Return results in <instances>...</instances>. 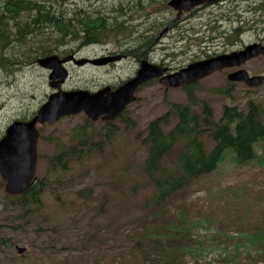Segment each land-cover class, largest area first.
<instances>
[{"label": "rangeland", "instance_id": "1", "mask_svg": "<svg viewBox=\"0 0 264 264\" xmlns=\"http://www.w3.org/2000/svg\"><path fill=\"white\" fill-rule=\"evenodd\" d=\"M68 1L79 5L78 9L98 10L109 24L117 25L106 40L117 39L129 32L134 23H139L136 20L144 19L149 30L164 35L165 47L177 48L178 53L173 54L172 49L169 58L175 68L214 52L240 49L242 39L248 44L264 37V0L229 1L233 9H242V22L224 5L207 6L184 19L183 15L178 29L169 33L164 27L176 21L177 15L169 0H148L145 9H136L137 0ZM88 14L87 17H93L88 22L96 20V15ZM223 15L229 16L225 19ZM238 27H243L241 34L236 30ZM56 38L51 33L39 35L35 44L30 41L27 47L18 46L19 53L28 58L33 49L43 56L52 50ZM79 42L70 37L64 47L70 48V53L76 50L80 59L96 57L114 48L112 43L108 47L99 44L77 48ZM134 66L135 63H124L108 69L72 63L71 75L63 87L97 89L100 83L119 84ZM243 67L257 73L264 70V59L258 56ZM227 71L215 72L198 81L197 97L214 108L215 119L221 117L226 105L246 109L252 100L262 105L264 122V83L258 87L243 82L231 85L227 82ZM49 73L38 61L22 64L13 87L0 84V115H11L8 106L13 103L16 115L40 107L53 91ZM187 90L167 88L160 80L153 79L127 106L126 121L116 118L108 124L93 121L81 112L46 123L40 129L36 175L47 184L42 207L34 213L18 207L19 201L6 196L0 175V264H133L134 235L139 233L145 218L152 219L146 224L152 227L155 217L162 214L164 224L181 228L175 232L186 234L182 229L187 228L189 237L203 251L201 256L176 259L180 264H264V247L256 241L259 235L264 236V142L256 145V156L246 163L237 162L229 151L216 170L172 196L168 211L165 212L167 207L154 203L156 189L143 172L148 153L147 127L152 119L172 115L174 104L188 103ZM15 91L18 97L14 98ZM177 121L178 118L172 117L165 130ZM77 126L87 129L91 135L88 144L94 145V151L79 158L75 150L78 142L73 137ZM203 139L211 144L206 134ZM62 144L76 152L67 169L56 168L49 161ZM176 154L177 151L171 152L166 164L176 163ZM18 246L26 247L25 252L19 253ZM235 250L240 251L237 258H233ZM139 264L147 261L141 260Z\"/></svg>", "mask_w": 264, "mask_h": 264}, {"label": "trees", "instance_id": "2", "mask_svg": "<svg viewBox=\"0 0 264 264\" xmlns=\"http://www.w3.org/2000/svg\"><path fill=\"white\" fill-rule=\"evenodd\" d=\"M36 1L39 0H0V41H18L22 46L27 47L31 37L38 34V27L43 24L51 27L54 32L70 31L73 40H79V27L77 22L73 23V19L79 16L78 5L74 6V10L69 11L67 21H62L66 15L64 12L52 13L55 19V23L52 24L49 20L46 22L43 20L45 15H43L42 8L52 6L47 2L59 0H44L41 5L35 4ZM89 13L88 16H95L94 12ZM99 14L104 15L100 11ZM23 16L30 17L28 24L23 22ZM90 18L93 17H86V19ZM110 25L102 21L101 16L96 15L95 21H90L85 25L88 29L84 38L85 44H92L94 39L104 41L110 38L114 32ZM197 83L188 84L185 87V90L188 89V103L174 104L172 115L152 119L147 127L145 140L148 143V153L144 161L143 172L156 189L154 203L167 207L165 212L170 209L168 200L170 201L172 196L185 190L197 178L216 170L224 162L229 151L232 152L237 162L246 163L256 156V145L264 142L262 105L252 100L249 101L246 109L226 105L221 117L215 119L214 108L207 101H202L197 97L195 93ZM172 117L178 118L177 123L165 130V125L171 123ZM119 119L127 120L125 112L120 115ZM110 123L111 121L108 122ZM115 126L119 128L116 123ZM86 130L82 126L75 127L73 137L78 142L75 148L78 150L77 158L94 151V145L88 144L91 135ZM205 134L211 140L210 145L203 139ZM107 135L110 136L109 131ZM88 145L89 147L86 148ZM180 145L181 147L178 148ZM80 146L84 147L80 148ZM173 151H177L178 160L168 165L166 160ZM75 154L72 148L68 149L62 144L49 161L56 168L67 169ZM1 184H5L4 180ZM46 185L45 181L36 177L26 194L13 196L6 192V196L19 201L17 206L25 209L24 211L34 213L43 205ZM163 218H165L163 214L156 216L155 226L152 227L146 225L151 223L152 219H144L143 226L138 230L139 233L134 235L136 242L131 249L134 255L133 264H139L141 260L147 261V264H180L176 259L187 255L195 257L202 255L203 251L199 250L198 244L189 237L187 228L182 229L187 231L186 234L175 232L176 229L181 228L172 223L164 224ZM256 241L264 247V236L259 235ZM258 242L255 244L257 245ZM233 254V258H237L240 251L235 250ZM227 255L231 257L230 253ZM152 259L158 263H153Z\"/></svg>", "mask_w": 264, "mask_h": 264}, {"label": "water", "instance_id": "3", "mask_svg": "<svg viewBox=\"0 0 264 264\" xmlns=\"http://www.w3.org/2000/svg\"><path fill=\"white\" fill-rule=\"evenodd\" d=\"M220 0H170L169 5L178 11V17L184 11ZM264 56V43L253 42L240 50L213 55L183 66L174 72H168L167 67L144 61L137 76L127 80L115 89L105 86L91 91L85 88L66 90L63 83L69 77L66 63L73 61L79 66L88 62L94 65H106L119 56H102L97 58L77 59L73 55L61 58L57 54L39 59V63L51 70L50 86L54 91L39 107L31 120L15 121L7 130V135L0 139V174L5 181L6 191L14 196L26 194L37 175L39 125L46 122L54 123L61 118L84 112L90 119L97 121L114 120L137 99L138 87L147 81L160 79L167 88L181 87L199 81L218 70L229 67H239L248 60ZM232 81H244L249 86L257 87L264 83V75L251 76L245 68H239L229 74ZM25 247H18L22 253Z\"/></svg>", "mask_w": 264, "mask_h": 264}, {"label": "flooded vegetation", "instance_id": "4", "mask_svg": "<svg viewBox=\"0 0 264 264\" xmlns=\"http://www.w3.org/2000/svg\"><path fill=\"white\" fill-rule=\"evenodd\" d=\"M229 1H232V0H220V1H217V2H214L211 4L205 3V4H202V5H199L195 8H193L190 11H184L180 15V17H178V14H177L176 15V21H174L172 24L165 26L164 29L168 30L167 33H169L170 30L178 29V27H179L178 23L181 21L180 19L182 18L183 15H185V17H183L182 19L188 17L189 15H191L195 12L200 11L201 9H203L207 6L214 7L217 5H219V6L224 5L223 7L225 9H231L233 11L235 17L237 18V20L242 22L243 21V19L241 17L242 9H239V8L236 10L233 9V7H231L232 4H228ZM43 3H44V0H39V1L35 2V4H40V5ZM47 3H49L52 6L42 8L44 11L43 15H45V17H43V20L45 22L49 20L52 24L55 23V19L53 18L52 13L58 14V12L59 13L64 12L66 15L64 18H62V21H67L69 18V11L74 10L75 9L74 6H76V5H71L72 2H69L68 0L67 1L59 0V1L47 2ZM68 4L70 6H68ZM97 4H99V3H97ZM134 4H136V6H137L136 9H140V8L145 9L146 5H148V0H137L136 2H134ZM0 11H1V9H0ZM89 12H94L95 15L101 16L102 21H105L108 23L107 17L105 15H100L98 10H95V9L87 10L85 7H80L79 16L77 18L74 17L75 19H73V23H75L77 21V25H78L79 30H80V35H79V41L80 42L76 44L77 48L80 46L85 47V46H89V45H99V44H105L108 47V45L110 43H112L114 45V48H112V49L108 48L106 50V52L100 54L99 56L100 57H102V56H119L120 58L112 61L111 63H109L107 65L99 66V67L110 69L111 67H118L119 65H123L124 63H132V64L135 63V66H134L132 72L130 74H128L125 79H121L119 84L110 83V84H104L103 85L100 83L99 88H102V87L107 86V85H110L112 87V89L117 88L118 86H120L121 84L126 82L127 80L137 76L138 70H139L142 62H144V61L152 62L154 64H159L163 67H167L168 72H174V71H177L178 69L183 67L182 65H179L178 68H175L173 66V64L171 62H169L171 50L173 49V51H172L173 54H177L178 53L177 48L176 47H173V48L165 47L166 44H165V40L163 39L164 35L163 34L157 35V33H159V31L156 32V31L149 30V27H148V25L145 24L144 19L136 20L139 23H134L133 26H130L129 32L120 34V36H118L117 39L114 38V39H109V40H104V41H99L98 39H94L93 42H95V43L88 44V45L85 44L84 38H85V35L87 33L86 30H88L85 28V25L87 23H89L88 19H86L87 13H89ZM223 16L226 19L227 16H229V15H223ZM29 18L30 17L23 16V22L25 24H28L30 22ZM136 18H139V17H136ZM253 20H255V19H252V21ZM69 22H71L70 19H69ZM110 26H111V28L114 29V31H115V29H117L116 24H111ZM241 28H243V27L236 28L237 31L238 30L240 31L239 34H241V31H242ZM164 29H162V30L164 31ZM37 32H38V34L31 37V40H30L34 44H35L36 39L38 38L39 35H47L48 33H51V34L57 36V38L52 43V50L47 51L43 56L36 53L32 49L29 51L31 53L28 55L29 56L28 58L23 57V55H21L19 53L18 46H22V44L20 42L18 43V41H12V40L11 41H0V84L1 85H3V86L9 85L11 87H13L15 85L16 79L18 78V76L20 74L21 65L23 62H24L23 64H25L27 62L33 63V62H37L40 58H44V57H47L49 55H55V54H57L61 58L68 57V55L69 56L73 55L75 58L77 57V53L75 51H72L70 53V48L64 47V46L69 44V40L71 37V34L69 33L70 31L68 32V31L63 30V31H60L59 33L56 31L54 32V30L51 27L43 24L42 26L38 27ZM30 33H31V29L29 30V34ZM226 34H227V32H226ZM226 34L224 36H226ZM68 38H69V40H68ZM73 41H75V40H73ZM240 41L242 42L240 48H242L243 46L246 45V42L243 39ZM253 42L264 43V37H259V38L253 39L251 41V43H253ZM59 46H61V48H63V50H61V48L59 50L58 49ZM159 47H161V49H159ZM226 52H230V51H226ZM222 53H225V52H221V53L214 52V54H222ZM211 55L212 54L205 55L204 57L198 58V60L207 58L208 56H211ZM96 57H98V56H96ZM259 57H262L264 59L263 55H261ZM88 58L93 59L95 57H88ZM194 61H197V60L194 59ZM194 61H192V62H194ZM72 63L73 62L70 61L66 64L68 69H69V65ZM247 64H248V61L239 67H229V68L223 69V70H228L227 71L228 80H229V74L231 72L236 71L239 68H244L243 66L247 65ZM186 65H184V66H186ZM219 71H222V70H219ZM219 71H217V72H219ZM250 74L251 75H256V74L264 75V70H258L257 73H250ZM158 80H160V79L158 78ZM227 82H228V84H231V85H236V83H241V82L232 81V80H229ZM147 83L148 82H145L144 84H142L138 87L136 95L143 87H145V85ZM243 83H245V82H243ZM182 87L185 89L186 86H182ZM99 88H97V89H99ZM97 89H93V90H97ZM13 97L14 98L18 97V93H16V91L13 94ZM15 106L16 105L14 103L8 106V110L11 111V115H9L8 113L5 114L6 117H4V113L0 115V139L4 138L7 135L8 128L15 121L31 120L38 111V108H35L34 111H31V112L28 111V113H24L22 115L21 114L16 115L15 114V108H14ZM102 121H105V120H102ZM105 122H107V121H105ZM44 125L45 124L41 125L39 127V129H42L44 127ZM40 138H41V130H40Z\"/></svg>", "mask_w": 264, "mask_h": 264}, {"label": "bare ground", "instance_id": "5", "mask_svg": "<svg viewBox=\"0 0 264 264\" xmlns=\"http://www.w3.org/2000/svg\"><path fill=\"white\" fill-rule=\"evenodd\" d=\"M97 37H99V36H97ZM93 43H95V42H93ZM57 51V50H56ZM73 51V50H72ZM74 51H76V50H74ZM53 52V51H52ZM51 53V52H50ZM74 53V52H73ZM69 56V55H68Z\"/></svg>", "mask_w": 264, "mask_h": 264}]
</instances>
